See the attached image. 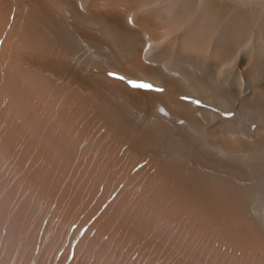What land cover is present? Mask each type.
I'll list each match as a JSON object with an SVG mask.
<instances>
[{
    "label": "bare ground",
    "instance_id": "6f19581e",
    "mask_svg": "<svg viewBox=\"0 0 264 264\" xmlns=\"http://www.w3.org/2000/svg\"><path fill=\"white\" fill-rule=\"evenodd\" d=\"M0 41V264L54 201L34 264H264V0H0Z\"/></svg>",
    "mask_w": 264,
    "mask_h": 264
},
{
    "label": "rangeland",
    "instance_id": "374dc122",
    "mask_svg": "<svg viewBox=\"0 0 264 264\" xmlns=\"http://www.w3.org/2000/svg\"><path fill=\"white\" fill-rule=\"evenodd\" d=\"M56 201H54V203L52 202L51 204H49L47 206V208L45 209V213L43 215V218L41 219V221L43 222H40L41 224L38 226V230L35 232V238H36V247L34 248V252L31 253L30 257L28 259H26V261H22V258H20V263H18V260H17V264H31V263H35L37 262L38 260L40 259H45L46 261L48 259H52L54 260L56 258V256L58 254L60 255H64V251L66 249V247H69L71 246V244L74 242V241H77L79 240L80 238H83L85 237V231L82 230L81 228L78 227V224L76 222H72L66 226L63 227V229L61 228V213L60 211H56ZM56 209V210H55ZM47 210V211H46ZM49 211V212H48ZM47 212V213H46ZM58 213V214H56ZM47 214V215H46ZM50 217V218H49ZM54 217V219L52 218ZM45 218V219H44ZM49 219H52L51 221H49ZM49 221V222H48ZM55 223H54V222ZM48 222V224H47ZM91 222V221H90ZM42 225V226H41ZM49 225V226H47ZM51 225H52V228H51ZM70 225V226H69ZM46 226L48 228H46ZM75 226V228H74ZM77 226V227H76ZM41 227V228H40ZM39 228L41 230H39ZM46 228V229H45ZM72 228H74L73 232L71 233V230ZM65 229V230H64ZM48 230V231H47ZM40 231V232H39ZM65 232V233H64ZM45 233V234H44ZM54 233H58V242L60 243V247L61 249L57 248V249H54L52 252L50 253H45V245H46V238L51 235V234H54ZM38 234V235H37ZM40 234V235H39ZM42 235V236H41ZM38 237V238H37ZM65 237V238H64ZM44 239V240H43ZM65 239V240H64ZM63 240V241H62ZM42 245V246H41ZM67 245V246H66ZM41 246V247H40ZM40 248V250L38 249ZM59 249V250H58ZM62 252V253H61ZM71 252V254H69ZM43 253V255H42ZM75 253V254H74ZM136 254V255H135ZM135 254H132V260H136L138 259L137 257L139 256L138 255V252H136ZM41 255V256H40ZM50 255V256H49ZM74 255V256H72ZM135 255V256H134ZM138 255V256H137ZM19 256V255H17ZM68 256V257H67ZM69 258L71 259H77L79 261H82L83 264H96L93 260L91 259H87L86 257H82V254H78L76 252L71 251L69 250L68 253L66 254V259L64 260V262H66ZM17 259V257L14 258V261ZM139 260V259H138ZM139 262H141L139 260ZM161 261H158V263H154V264H159ZM161 264H164L163 262H161Z\"/></svg>",
    "mask_w": 264,
    "mask_h": 264
},
{
    "label": "snow or ice",
    "instance_id": "6c2138e0",
    "mask_svg": "<svg viewBox=\"0 0 264 264\" xmlns=\"http://www.w3.org/2000/svg\"><path fill=\"white\" fill-rule=\"evenodd\" d=\"M109 75H114L112 73H110ZM121 79H123L122 77H120ZM132 84L133 87H141V88H150L151 85H147V84H135L134 82H129Z\"/></svg>",
    "mask_w": 264,
    "mask_h": 264
}]
</instances>
